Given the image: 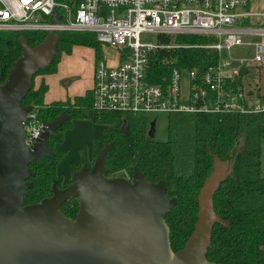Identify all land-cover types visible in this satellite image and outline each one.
Returning a JSON list of instances; mask_svg holds the SVG:
<instances>
[{"label":"trees","instance_id":"trees-1","mask_svg":"<svg viewBox=\"0 0 264 264\" xmlns=\"http://www.w3.org/2000/svg\"><path fill=\"white\" fill-rule=\"evenodd\" d=\"M75 5L80 0H58ZM43 32L0 31V83L6 79L12 62L20 55V37L30 46L40 43ZM56 52L50 64L39 69L32 78V87L22 99V105L37 106V117L45 122L65 112L70 115L48 137L47 145L53 152L28 164L32 186L25 191L23 204L35 203L51 195L52 184L63 187L57 164L66 150L58 148L64 132L75 118H86L93 103V92L64 101L44 104L46 84L41 81L34 87V77L53 73L62 53H70L76 45L91 47L95 60L102 56L101 45L91 32H58L55 34ZM159 41L179 46L158 48L149 56L148 80L164 82L173 67L199 72L219 59L217 51L198 45L211 43L213 38L199 34L159 35ZM190 45V46H183ZM244 74L238 79L253 78ZM250 83V81H249ZM167 138L156 140L148 136L149 119L145 114L129 112L93 111L92 120L104 125L103 134L92 143L91 160L83 154L80 163L72 165V172L82 165L90 167L95 155L106 144L104 177H131L137 167L144 177L157 182L164 180L168 198H175V205L164 214L169 228L171 249L184 247L191 235L196 219L197 197L203 181L211 174L215 158L228 160L230 173L221 180L214 195L213 206L218 216L228 225L214 223L206 259L221 264H264V173L261 167V143L264 139V111L221 113H167ZM123 128V130H122ZM64 215L74 218L79 199L64 201Z\"/></svg>","mask_w":264,"mask_h":264},{"label":"water","instance_id":"water-1","mask_svg":"<svg viewBox=\"0 0 264 264\" xmlns=\"http://www.w3.org/2000/svg\"><path fill=\"white\" fill-rule=\"evenodd\" d=\"M20 44V55L0 83V264H221L208 261L206 252L214 223L228 225L213 206V195L231 170L228 160L215 158L197 197L194 229L175 252L164 214L176 199L167 197L164 180L151 182L137 167L131 179L104 177L110 143L90 167L82 165L72 172L71 183L59 187L53 182L51 195L23 204L32 186L28 164L53 154L48 137L70 115L62 112L43 122L40 137L25 145L23 121L31 106L22 105V99L32 87L33 75L50 64L56 39L48 32L34 46L22 37ZM154 132L152 120L148 136L154 137ZM75 197L79 208L70 218L60 206Z\"/></svg>","mask_w":264,"mask_h":264},{"label":"built area","instance_id":"built-area-1","mask_svg":"<svg viewBox=\"0 0 264 264\" xmlns=\"http://www.w3.org/2000/svg\"><path fill=\"white\" fill-rule=\"evenodd\" d=\"M247 4L248 0H80L75 5L58 0H0V31L53 36L65 31L93 33L107 51L95 62L91 111L145 115L264 111L260 79L264 25L245 23L258 14L245 8ZM143 33L155 34L156 40H142ZM160 34L210 36L211 43L198 46L215 49L219 59L201 72L173 67L167 80L152 83L148 80L151 52L179 46L160 42ZM240 45L246 46L244 55L231 54ZM248 46L253 48L251 56ZM252 68L259 72L258 84L256 89H246L238 79L242 74L248 77ZM24 106H31L23 121L24 143L31 146L40 137L43 122L36 105ZM123 173V178L131 179L127 171Z\"/></svg>","mask_w":264,"mask_h":264},{"label":"rangeland","instance_id":"rangeland-1","mask_svg":"<svg viewBox=\"0 0 264 264\" xmlns=\"http://www.w3.org/2000/svg\"><path fill=\"white\" fill-rule=\"evenodd\" d=\"M251 12H255L258 14H253L247 18L246 24L249 25H264V15H260L261 12H264V0H248V4L245 7ZM142 40H148L154 42L156 40V35L152 33H143L141 34ZM102 50V47H100ZM246 50V46L240 45L235 46L231 49V54L234 55H244V51ZM111 53H114L113 50H109ZM249 56L253 54V48L248 46ZM72 55L70 59L71 65L70 67L71 76H60V84L68 90V97L66 99H72L73 95L71 94L74 90H69L71 83L75 81L77 86H80V89L77 87L76 91H80L84 93L85 90L92 87V75L94 70V51L91 47L85 45H76L73 48V51L69 54ZM223 55H227V52H224ZM63 58V56H62ZM63 69L66 70V68ZM253 78L244 80L243 86L244 88H254L256 89V84H258V75L259 72L255 69H251ZM184 81H186V76H184ZM260 79L264 80V69L260 70ZM250 81V83H249ZM185 82H183L184 85ZM261 84V83H260ZM74 91V92H76ZM264 94V88L262 90ZM72 95V96H71ZM89 116L87 119L92 120L93 111H89ZM149 121L154 120L155 122V132L154 138L156 140H165L167 138V116L165 113H156V114H147ZM98 124V123H96ZM102 125V124H100ZM98 125L85 126V125H77V123H73V128L71 131L65 132L63 137L64 148L68 151L65 157L63 156L62 160L58 163V171L62 173V175H66L69 170L70 163H75L76 160L81 155H85L86 157L92 153V143L93 140H87V138L92 135V131L98 128ZM72 126V125H71ZM261 167L262 172L264 173V139L261 143ZM88 159V157H87ZM75 161V162H74Z\"/></svg>","mask_w":264,"mask_h":264},{"label":"crops","instance_id":"crops-1","mask_svg":"<svg viewBox=\"0 0 264 264\" xmlns=\"http://www.w3.org/2000/svg\"><path fill=\"white\" fill-rule=\"evenodd\" d=\"M73 48L71 49V52L73 51ZM101 51H102V55H103L104 53H106L107 50L103 49V47H102V50ZM70 53H68V54L67 53H62L61 59H60L58 65H57V69H56L55 72L48 73V74H39V75H36L34 77V87L35 88H37L39 86V84H40L41 81H44L45 84H46V86H47L46 91H45V93L43 95V102H44V104H50L51 102H54V101H64V100H66V97L69 96L68 95V90H66L65 87L61 86L59 80H60V76H71V73L72 72L70 70V67H67L68 65L69 66L71 65L70 59H71L72 55H69ZM62 56H63V58H62ZM95 62H96V60H95V57H94V66H95ZM63 66H64V68H66V70L63 69ZM93 72H94V70H93ZM262 81L264 83V80H262ZM77 87L80 89V86H77L75 84V81H74V82L71 83V86H70V89L69 90L76 91V88ZM92 88H93V75H92V87L89 88V89L92 90ZM89 89H87V90H89ZM74 91H72V93H71L73 95V97L74 96L83 95L86 92V90H85L84 93H81L80 91H76V92H74ZM73 123H77V125H85V126L98 125L94 121L92 122L91 120H89L87 118H75V119L72 120V126L69 129H67L65 132H68V131H71L72 130ZM74 129L75 128H73V130ZM103 131H104V125L98 126V128H96V129H94V131H92V135H90L87 138V140L88 141L90 139L91 140H94L95 137L101 136L103 134ZM65 132H64V134H65ZM63 137H64V135H63ZM57 147L66 150L64 148V142L63 141H61L57 145ZM67 152L68 151L66 150L65 155L67 154ZM65 155H64V157H65ZM91 156H92V153L90 152V155L87 156L88 157V160H91ZM76 158H78V159L76 160V162L74 161L75 163H70L69 170L67 171L66 175H64V176L62 175V173H60L58 171V164H57V172H58V174L61 175L62 183L63 184H65L71 178V176H72V170H71L72 165L77 166L80 163L81 156L76 157Z\"/></svg>","mask_w":264,"mask_h":264}]
</instances>
